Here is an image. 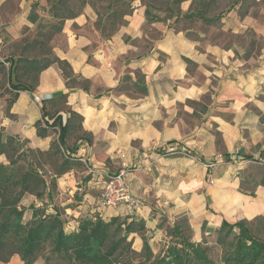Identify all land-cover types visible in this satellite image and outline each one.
I'll list each match as a JSON object with an SVG mask.
<instances>
[{
    "label": "crops",
    "instance_id": "crops-1",
    "mask_svg": "<svg viewBox=\"0 0 264 264\" xmlns=\"http://www.w3.org/2000/svg\"><path fill=\"white\" fill-rule=\"evenodd\" d=\"M8 2L0 0V47L11 41L10 35L19 37L22 28L35 27L27 19L30 0L17 1L11 15L3 10ZM144 10L135 4L127 24L110 38L99 35L87 7L66 19L49 46L88 81V88H68L52 63L41 71L34 90L18 91L10 115H0V129L27 139L34 149H47L54 135L36 134L43 102L34 100L37 94L51 99L65 94L67 105L82 116V128L92 140L75 155L86 161L90 169L81 174L90 178L79 186V175L67 172L57 179L54 196L58 204L61 193H71L58 204L70 210L64 212L72 218L70 228L75 218L96 211V192L105 174L124 163L130 192L141 206L104 208V218L135 213L147 220L157 210L186 215L189 223L195 221L190 216H201L216 229L223 219L264 217V45L251 42V37L264 42V26L249 13L232 10L221 19L225 29L244 33L251 27L257 33L232 34L243 39L238 44L220 34H187L161 22L147 24ZM153 27L158 34L149 33ZM169 149L190 156L164 154ZM80 189L85 193L73 205L69 201ZM8 264L22 261L14 254Z\"/></svg>",
    "mask_w": 264,
    "mask_h": 264
},
{
    "label": "trees",
    "instance_id": "trees-1",
    "mask_svg": "<svg viewBox=\"0 0 264 264\" xmlns=\"http://www.w3.org/2000/svg\"><path fill=\"white\" fill-rule=\"evenodd\" d=\"M42 1L30 2L27 15V19L35 24V37L23 40L21 50L17 55H11L6 70L0 63V73L7 72V91L12 95L4 115H10L9 109L18 91L34 90L41 71L52 63H57L61 69L68 88H88L86 79L76 76L67 61L53 54L49 42L61 31L66 19L80 14L76 10V1L81 3L78 9L89 4L94 10L96 1L44 0L45 4ZM185 1L167 0L164 17L152 13L146 6V22H168L167 27L173 29L178 28L171 23L182 18L191 20L194 17L206 24L221 23L222 16H205L207 6L204 9L201 6L207 3H199L197 10L192 11L195 0H190L189 12H183L181 4ZM132 3L133 0H107L105 14L97 12L94 21L101 37L110 38L127 24L126 18L134 10ZM179 29L189 34V28ZM254 41L251 37L252 44ZM34 126L39 137L57 134L47 149H34L27 139L0 129L1 264H8L14 254L19 255L22 264H33L38 259L42 264H264V239L257 236L258 222L264 219L261 216L251 220L223 219L215 229V244L221 249L218 257H213L211 247L205 241L193 239L188 217L183 215L163 225L167 215L153 210L152 216L160 219L156 228L164 232V240L157 250L150 243L151 234L146 230L143 217L132 213L104 218L102 210L97 208L98 202L96 211L75 218L76 225L70 228L71 216H65L54 201L57 179L71 171L79 175V186L87 183L90 175L81 176V173L90 168L75 153L81 144L90 143L92 136L83 130L82 116L67 105L65 94L43 100L41 119ZM78 141L79 145L76 144ZM46 164L48 170L44 168ZM106 180L105 174L103 184ZM84 193L82 189L75 191V204ZM26 194L34 195L36 202L29 204L31 216L24 221L26 208L21 202ZM137 236L139 248L133 245Z\"/></svg>",
    "mask_w": 264,
    "mask_h": 264
},
{
    "label": "rangeland",
    "instance_id": "rangeland-1",
    "mask_svg": "<svg viewBox=\"0 0 264 264\" xmlns=\"http://www.w3.org/2000/svg\"><path fill=\"white\" fill-rule=\"evenodd\" d=\"M17 1L19 0H9L8 4L4 6V11L13 14V12L17 9ZM36 0H30V2H34ZM91 0H89L90 2ZM96 1V9L89 5L86 4L85 6H82L81 9H78L79 6L81 5L80 1H76V10L80 11V13L84 10V8H89L93 12L95 16V20L97 19V12L100 14H105V9L104 6L107 2V0H95ZM166 1L167 0H133V5L139 4L140 6H143L144 8L147 6L149 7L150 11L154 14H158V16L164 17L165 15V9L166 7ZM171 1V0H170ZM43 4H45V1H42ZM200 4H205L202 5L201 9H204L205 6H207L205 10V16H212V17H220L222 18L228 14V16L232 13V10L237 11L239 15L243 16L245 13H249L251 16L255 17L256 22L259 23V25L264 26V1H259V0H195V2L192 3L190 0H187L182 3L181 8L182 11L187 13L189 12V8L191 5L192 11L195 9L197 10L198 5ZM97 10V11H96ZM182 18V17H181ZM172 22V21H171ZM162 25H168V22H161ZM220 23V21H219ZM218 21H214L211 24H206L205 22L198 20L193 17L191 20L189 18H182L176 23L173 22L171 23L175 28H189V34H214L218 36L220 34L221 37H227L228 41H233V39H236V42L238 44H241L243 42V39L239 35H232V34H257L256 32L253 31V29L250 27L246 28L244 30V33H234L230 31V29H225L223 26H221V23L219 24ZM94 24V22H93ZM149 24V23H147ZM88 26H91V24H88ZM88 26L86 25L84 27L85 31H89ZM95 27V26H94ZM22 34H20L19 37L14 38L10 35L9 39L11 41L9 42H4L3 46L0 47V63L4 66V69L8 67V60L10 59L11 55H17L19 51L21 50V46L23 43V40H32L35 37V27L28 28L24 27L21 30ZM150 34H158V30L153 27L152 29L148 30ZM257 43V46L260 47L261 44L264 45V42H261L260 40L256 42V39L253 43V45ZM34 52V50H33ZM6 63V64H5ZM5 64V65H4ZM6 77H7V72H1L0 73V115H3L5 112H7V107H8V100L11 99V94L7 91L8 85L6 83ZM9 96V97H8ZM56 133L53 137H56ZM2 159H4L2 157ZM123 166V164H122ZM45 170H48V164L44 166ZM112 170H115V168H112ZM49 175V173L47 174ZM85 173L81 174V176H84ZM103 185V184H102ZM100 188L97 189V196H99ZM62 195H59L56 200L58 204L61 199L66 198V194H69L68 191H65L61 193ZM71 193L69 194V196ZM55 196V195H54ZM72 198V197H71ZM98 198V197H97ZM75 197L73 196L72 200L69 202H72V204H75ZM36 198L34 195H29L26 194L25 197L22 200V204L26 208V212L24 214V221H27L30 219L31 216V210L29 209V204L30 203H35ZM64 202V200H63ZM98 202V201H97ZM63 212L67 213L70 212V210L66 211L64 210ZM69 216V215H68ZM186 216V215H183ZM157 217V216H156ZM153 217L152 215L149 217V219L145 220V226L148 234H151L150 238V243L154 247V250H157L159 248V244L162 243L161 241L164 240V232L162 229L156 228V223L159 222V218ZM167 222L163 221V225H167V223H171L175 217L177 216H169L167 215ZM187 217V216H186ZM191 219L195 220L189 223L190 225L193 224L195 228V237H198V240H203L205 243H207L211 247V253L213 257H218L220 255V247L215 244V238H216V233L215 229L210 227V224L205 223L203 218L201 216H195ZM153 219L156 220V223L153 224ZM189 222V220H188ZM153 224V225H152ZM152 226V227H151ZM207 231V233H205ZM197 236V237H196ZM200 236V237H199ZM257 236L261 239H264V219L258 222V228H257ZM136 248H139L140 246V239L139 237H135L134 244ZM1 264V263H0Z\"/></svg>",
    "mask_w": 264,
    "mask_h": 264
},
{
    "label": "built area",
    "instance_id": "built-area-1",
    "mask_svg": "<svg viewBox=\"0 0 264 264\" xmlns=\"http://www.w3.org/2000/svg\"><path fill=\"white\" fill-rule=\"evenodd\" d=\"M51 96L48 94L43 95H35L34 100L39 102L45 99H49ZM182 153L184 155L190 156L186 151H179L175 149H169L164 152V154H175ZM85 161L84 159H82ZM151 161L146 162L144 165L146 168L150 167ZM207 166H211L212 164H206ZM136 167V164L134 165ZM129 170L128 167L123 164V166L114 173H107V180L103 184L100 189L98 196V209H104L116 206L120 203L127 204L131 208H138L140 206V201L135 198L129 189L128 186V177Z\"/></svg>",
    "mask_w": 264,
    "mask_h": 264
}]
</instances>
